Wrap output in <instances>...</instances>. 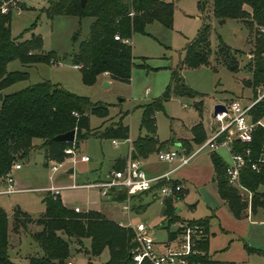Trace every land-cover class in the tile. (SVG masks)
Wrapping results in <instances>:
<instances>
[{
	"label": "trees",
	"instance_id": "obj_1",
	"mask_svg": "<svg viewBox=\"0 0 264 264\" xmlns=\"http://www.w3.org/2000/svg\"><path fill=\"white\" fill-rule=\"evenodd\" d=\"M45 9L48 16L73 15L78 18L91 17L88 36L79 42L76 51L71 56L72 65L77 66L80 79L87 85L96 82L98 76L106 74L109 79L130 81L131 71L135 65L145 67L146 64H135L130 43L114 38L130 41L133 33L144 32L145 26L157 21L165 27H171L174 4L166 0H86L80 5V0H47ZM197 6L203 16L209 10L215 19H238L254 29V49L246 64L251 76L243 80L247 87L255 92L256 86L264 87V0H197ZM259 31L261 33H259ZM210 25L205 20L197 31L194 39L185 48V54L178 69L171 72L170 81L162 94L142 106L139 134L132 142V157H146L154 151H159L162 143L156 137L155 112L163 108V103L173 92L179 96L194 97L197 92L187 86L179 71L183 66L194 68L208 61L210 54ZM10 34V14H0V92L7 86L27 78L25 68L36 63H51V54L39 52L40 38L32 35L29 39H21ZM219 57L231 71L238 69V63L231 54L230 47L220 45ZM17 60L21 70L7 71L6 64ZM256 96V95H255ZM199 114L202 112V101L194 102ZM75 113V115H73ZM109 113V105L103 102H93L87 97L76 95L48 80L29 84L17 91L1 93L0 98V177L14 163L24 162L34 148L42 149L45 163L61 162L68 154L63 149L70 146L77 149L80 140L89 136L126 140L129 138V127L122 119L112 122L102 130L101 125L90 128L89 115L105 118ZM253 120L264 117V98L250 109ZM74 129L72 142H59L53 139L57 134ZM192 142L201 144L207 136L201 122L190 128ZM39 139L38 145L33 141ZM171 141V140H169ZM264 142V129L257 127L252 134L249 158L258 156ZM245 144L234 141V151L242 152ZM191 147L187 151H191ZM211 161L215 172V181L219 196L227 203L229 210L240 218L246 213V202L229 184L226 176L227 163L216 153L211 152ZM124 159H118L112 169H121ZM241 183L253 193L252 211L264 205V193L258 189L264 186V171L251 169L249 162L242 168ZM174 183H177L174 181ZM159 186V184H158ZM157 186V187H158ZM108 195L116 201L126 199L122 190H110ZM182 191L174 197L163 199V215L167 222L168 239L176 236L169 225L178 221L174 199L180 197ZM42 202L43 212L35 219L15 208L12 213L14 228L25 229L30 223L40 226V230L29 233V237L39 247L41 254L27 256L29 264H66L69 256L70 240L77 245L84 238H89L90 248L86 250L87 264H92L91 258L98 256L105 248L109 258L103 264H135L132 259L133 230L121 226L116 221L107 218L97 210L74 212L72 208L62 205L58 195L46 191ZM203 226V236L197 244L198 252L191 256L195 264H234L230 261L211 259L208 254V220L190 221ZM7 218L0 207V264H18L9 259L7 254ZM140 264H150L143 260Z\"/></svg>",
	"mask_w": 264,
	"mask_h": 264
},
{
	"label": "rangeland",
	"instance_id": "obj_2",
	"mask_svg": "<svg viewBox=\"0 0 264 264\" xmlns=\"http://www.w3.org/2000/svg\"><path fill=\"white\" fill-rule=\"evenodd\" d=\"M174 4L171 27H165L154 21L145 26L144 32L133 33L130 39L135 64H146L145 67L135 65L131 71L130 81L111 79L108 85H104L102 76H98L92 85L83 83L80 79L78 69L72 65L71 56L76 51L80 41L89 34L91 17L78 18L73 15H47L45 9L47 0H25L24 7L18 12L10 15V34L13 37L21 35V39H29L32 35L40 38L39 52L51 54L54 62L36 63L25 68L27 78L5 87L1 93L17 91L29 84L48 80L51 83L60 85L65 90L79 96H84L93 102H103L109 105V113L103 118L105 126L111 124L112 120L122 117V122L129 126L130 137L136 138L140 131V119L142 106L160 96L170 81L171 72L178 69L185 54V48L196 36L197 31L205 20L210 25V54L208 61L197 67L190 68L183 66L179 71L183 82L197 92L194 97L179 96L171 93L168 100L163 103V108L155 112L156 132L160 140H166L176 135L187 136V127L198 121L199 115L194 107V101L202 100L204 107L202 121L209 134L208 122L213 117V107L218 101L228 104L232 100H239L242 105L248 104L264 90L261 86L251 87L244 85L243 80L251 76L246 64L250 60L251 52L254 49V29L238 19H224L222 21L214 18L209 10L204 16L197 6V0H167ZM259 33H261L259 31ZM230 47L231 54L238 63V69L231 71L219 57L220 45ZM23 66L12 60L6 64L7 71L21 70ZM179 70V69H178ZM260 90V91H258ZM256 95V96H255ZM125 114V115H124ZM90 126L98 127L103 119L95 115H89ZM104 126V127H105ZM114 146L112 139L89 136L78 143L77 149L71 157L66 158L62 166L57 167L54 172L50 171L51 162L43 164L44 153L34 151L27 161L20 164V169H10L11 176L18 177L20 191L9 195H0V202L5 208L7 215V226L10 232V248L7 253L11 261L18 264H29L28 255H40L41 251L37 244L28 237L21 234L15 248V237L12 234V217L9 204L21 203L36 214L41 208L40 198L43 191L38 187L58 184L59 197L66 204L73 206L74 201L83 211L87 207L85 201L90 202L96 198L93 207L100 208V200L104 196L98 188L86 187L98 177H105L112 169V163L117 157L126 154L128 141L115 139ZM35 143L39 139H35ZM187 149H193L194 143L188 139L182 140ZM225 151L219 152L223 155ZM225 155V154H224ZM80 156H88L89 161H80ZM207 158V149L200 151L192 159V163H204ZM229 158V157H228ZM72 160H74L72 162ZM189 164V163H188ZM166 166L167 163L161 164ZM72 168V173L67 174L65 170ZM3 187L0 185V188ZM192 192L196 195L201 192L196 185L192 186ZM200 196V195H199ZM131 206L138 205V202H128ZM107 204H105L106 206ZM117 209V215L122 216L123 222H130L135 225L142 222L147 225V236L154 241H166L167 222L162 217V205L159 200L151 202L145 209L129 210V219L121 209V203H109ZM182 215L188 216L190 211L182 208ZM207 208L203 202H199L195 215H205ZM253 224L257 232L254 236L257 245L261 247L260 253L250 250L247 238L228 241L222 234H215L209 242L210 254L216 258H229L235 264H264V226L259 222L264 217L257 218ZM183 224L184 221H179ZM190 221H187L188 223ZM185 223V224H186ZM35 226L29 225L27 232ZM170 225V229H174ZM180 228H178V231ZM13 248H15L13 250ZM90 248L89 238H84L80 245L70 240L68 243L69 260L72 264H87L88 255L86 250ZM109 258V251L105 248L98 256L91 258L92 264H103Z\"/></svg>",
	"mask_w": 264,
	"mask_h": 264
},
{
	"label": "built area",
	"instance_id": "obj_3",
	"mask_svg": "<svg viewBox=\"0 0 264 264\" xmlns=\"http://www.w3.org/2000/svg\"><path fill=\"white\" fill-rule=\"evenodd\" d=\"M24 2L25 0H0V14L9 13L11 15L12 12H18ZM260 31L263 32L264 29H260ZM114 38L125 43L129 42L127 39H120L118 35H115ZM263 98L264 90L257 98L252 99L246 105H242L239 100H232L228 104H224L226 111L213 116L214 120L220 124L218 129L198 148L190 153L182 147L160 149L157 151L158 160L164 162L176 161L177 167H180L190 163L194 155L205 147L210 150L225 149L229 157L226 166L228 182L238 192L242 200L246 202V213L250 215L254 193L241 183L240 174L247 162H249L252 170L256 172L264 171V142L258 156L254 159L249 158L251 149L248 146L252 142L253 131L258 126L264 129V117L253 120L250 115L252 106ZM234 141L245 144L242 152L233 150ZM112 143L117 145L116 140H112ZM63 152L71 157L74 149L68 146L63 149ZM64 160L58 163L51 162L50 171H56L57 167L62 166ZM79 160L88 161L89 158L88 156H80ZM19 166L18 163H14L10 169H17ZM9 171L6 173L3 187L0 189L2 194H9L16 190ZM170 173L169 171L154 177L147 176L143 169L142 159L132 157V148H129L123 168L112 169L105 180L93 182L88 186L99 188L101 195L104 197L109 196L108 193L112 189L124 191L126 200L121 204V209L128 213L130 210L129 198L135 194L154 190L163 201L164 198L174 197L182 191V184L174 183ZM49 191L54 195H58L59 188L52 187ZM72 209L74 212H80L77 205L73 206ZM128 226L132 228L134 233L132 259L135 264H140L143 260H148L150 264H195L191 260V256L198 252L197 244L203 236V226L201 224L191 222L179 225V233L171 240L161 244H157L148 238L147 226L144 223L139 222ZM66 264H71V262L68 261Z\"/></svg>",
	"mask_w": 264,
	"mask_h": 264
},
{
	"label": "crops",
	"instance_id": "obj_4",
	"mask_svg": "<svg viewBox=\"0 0 264 264\" xmlns=\"http://www.w3.org/2000/svg\"><path fill=\"white\" fill-rule=\"evenodd\" d=\"M129 43H130V41H129ZM101 76H102L104 82L105 81H107V82L111 81V79H109L106 76V74H103ZM194 102H196V101H194ZM218 102L220 103V102H223V101H218ZM222 104H224V103H222ZM203 107H204V104H203V101H202V112H201V114H199L198 111L196 110L198 115H199V119H198L197 122H201L202 123L204 131H205L207 139H208L218 129L220 124L218 122H216L214 120V118L212 117V120L208 122V125H209V134H208V132H207L205 126H204V123L202 121ZM122 117H123V115L119 119H122ZM89 119H90V117H89ZM117 120H112V122H115ZM197 122H195V123H197ZM105 123H106V121H104V119H103V122L100 124L101 125V129L100 130H102L104 128ZM195 123H193V124H191L189 126H187L185 124L183 125V126L187 127V132H186L187 136H183L182 135L183 131L181 132V136L180 135H176V133H174V131H173V135L171 137H169L166 140H160L158 138V135H157V132H156L157 139L163 144L161 149H174L176 147H182L188 153L193 152L202 143L201 144H194L193 149L191 151H187V145H185V143H183L182 140H184V139L187 140L188 139L189 143H193L192 140H191L192 134H191L190 128ZM139 127H140V125H139ZM90 128H92V127L90 126ZM143 133H145V132L143 131ZM143 133H139V134H143ZM137 136H136V138H137ZM136 138H131L130 137V129H129V138L126 139V141H128V143H129L127 151H126V154L114 159L112 165L118 159H124V160L127 159L129 148L133 149L132 142ZM112 140H115V139H112ZM169 140H171V141H169ZM34 141H33V143L36 144V145H38L40 143V140H39L38 143H35ZM114 146H116V145H114ZM204 149H207L206 162H204V163L203 162L202 163H199V162L198 163H194L193 162L192 163V160H191V162L189 164L184 165V166H180V167H177V162L176 161H174V162H164V161L158 160L157 151H154V152L150 153L149 155H147L146 157H142L141 158L142 161H143V169H144V171H145L147 176L154 177V176H158L160 174H163L165 172H169L170 171L171 172L170 173V177L174 181L182 184V186H183L182 195L180 197L174 199V206L176 207V215L178 216V221L172 223V225L175 226L174 229H170V225L171 224L169 225V229L171 231L176 232L178 230V228H179V225H184L187 221H194V220H199V219H207L208 220V254H209L211 259L220 260V261L234 262L232 259H229V258H216V257H214L213 255L210 254L209 242L212 239V237L215 234H217V233L222 234L223 237L226 240H228V241H234V240H240L241 238H247L248 239L247 243L251 246L250 250H252V251L254 250V251H257L258 253H260L261 247L259 245H257V242L254 239V236L256 235V232H257V230H256L257 228L253 227V224L255 222H257V221L253 220L251 216L252 215H256L257 218L264 217V205L256 207V209L254 211H252V209H251L250 215H247V213H245V214H243L242 217L236 218L231 213V211L229 210L227 203L218 194L217 184H216V181H215V178H214L215 177V172H214L213 164H212L211 157H210L211 152H216L226 163H228V160H229L228 154H227L225 149H224L225 151H223L225 155L224 154L222 155L219 152L223 148H219L217 150H210L208 147H205L202 150H204ZM202 150H200V151H202ZM34 151H42V149L34 148L33 150H31L29 152L28 157H27V159L25 161L28 160L29 156L31 154H33ZM200 151L197 152L194 155V157L192 158L193 160L196 157V155L198 153H200ZM80 161H82V160H80ZM21 163H23V162H20L19 165ZM163 163H167V165L166 166H162L161 164H163ZM43 164L46 165L44 157H43ZM20 167L21 166H19V168H17V169H13V170H18V169H20ZM69 169L71 170L70 172H68ZM65 173L71 174L72 173V168H70V167L67 168L65 170ZM108 174L105 177H98L97 179H95V180H93V181H91L89 183H85L84 186L92 187V186H88V185L93 183V182H96V181L105 180L107 178ZM10 177L12 178L13 185L16 188V190L14 192L9 193V194H14V193H17V192H20V191L30 190V189H21L20 188V185H19V182H18V177H16V176L13 177L11 175H10ZM3 184H4V178L0 177V185L3 186ZM193 185H196V186H198L200 188L201 192L198 193L200 196L196 195L195 193L192 192V186ZM52 187H58V184H54L53 186L46 185V186L38 187V190L43 191L44 193L42 194V196L40 198L41 208L38 211H36V214L32 213L28 207H25L24 205H22L19 202V203H14V204H9L8 205V206H10L9 207L10 208V213L8 214V216L11 215V217H12L13 210L15 208H18L22 212L27 213L30 216V218H32V219L37 218L44 210V204L42 202V198H43L45 192L49 191L50 188H52ZM95 188H97V187H95ZM98 190L100 191L99 188H98ZM258 190L260 192L264 193V186H260ZM9 194L0 193V195H9ZM58 197H59V192H58ZM59 199H60V197H59ZM95 199L96 198L91 199L89 204H88L87 201H85V205H87V207L85 209H83V211H86V210H97V211H100L107 218H110V219L116 221L121 226L129 227L128 225L131 224V223L130 222L124 223L122 216H118L117 215V209H114L111 205H109V203H111V202L112 203L114 202V203H121L122 204L126 199H124L123 201H116V200H113L110 196H106L104 198V200H102V201L100 200V204H101L100 208L93 207V205L96 203ZM156 200H159L161 202V205H162V217H163L164 221H166L165 217L163 215V209H164L163 201H161V199L157 196V194H156V192L154 190L153 191L152 190L151 191H144V192H141V193H138V194H135V195L131 196L129 198V202H131V201L138 202V205H136V206L135 205L134 206L130 205V209L133 208V209H136V210H143L151 202L156 201ZM262 200H263V204H264V196H263ZM60 201H61L62 205L67 207V208H72L73 206L76 205L75 201H74V205L73 206H70V205L66 204L61 199H60ZM200 201L203 202L204 206H206V208H207V213H205V215H203V216L202 215H198L197 216V215L194 214V211L196 210L197 205H198V203ZM105 204H107V205L105 206ZM184 206H185L186 209H188V211H190V214L187 217L182 215V213H181L182 212V208ZM0 207L5 212V208H4V206H3V204L1 202H0ZM128 213H125V215L127 216V219L130 220ZM181 220L184 221L183 224H180L179 221H181ZM12 222H13V219H12ZM259 222H262L260 224H262L264 226V220H261ZM29 225L35 226V228L37 227V229L33 230V228H32L31 231L27 232V230L29 229ZM166 226H167V224H166ZM166 226H165V228H166ZM12 227H13L12 228V234L15 237V240H14L15 248L17 246L18 239H19L21 234L25 233L29 237V233H32V232L40 230V226L35 224V223L28 224L25 229H22L20 227H18V228L15 227L14 228V224H13ZM179 231L176 232V235L179 233ZM9 235H10V232H9V229H8V226H7V239H8L7 250H8V247L10 248V246H9L10 245V236ZM167 240H169L168 239V234H167ZM154 242L157 243V244H161V243H163L165 241H159V242L154 241ZM15 248H13V250ZM28 256H32V255H28ZM36 256H38V255H36ZM234 264H235V262H234Z\"/></svg>",
	"mask_w": 264,
	"mask_h": 264
},
{
	"label": "water",
	"instance_id": "obj_5",
	"mask_svg": "<svg viewBox=\"0 0 264 264\" xmlns=\"http://www.w3.org/2000/svg\"><path fill=\"white\" fill-rule=\"evenodd\" d=\"M86 2V0H80V5H84V3ZM109 82L105 81L104 85H108ZM0 98H1V93H0ZM226 111V107L224 104L222 103H216L213 107V115H216L218 113H222ZM74 135H75V131L74 129H71L69 131H66L64 133L61 134H57L53 137L54 140L59 141V142H72L74 139ZM71 170L69 169L68 172H70Z\"/></svg>",
	"mask_w": 264,
	"mask_h": 264
}]
</instances>
